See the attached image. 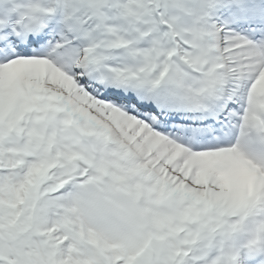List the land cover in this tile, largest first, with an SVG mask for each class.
<instances>
[{"label": "snow or ice", "instance_id": "1", "mask_svg": "<svg viewBox=\"0 0 264 264\" xmlns=\"http://www.w3.org/2000/svg\"><path fill=\"white\" fill-rule=\"evenodd\" d=\"M0 264H264V0H0Z\"/></svg>", "mask_w": 264, "mask_h": 264}]
</instances>
